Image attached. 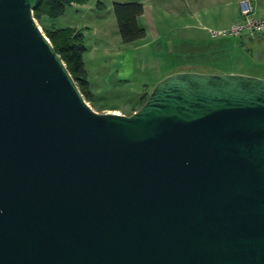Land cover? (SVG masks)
<instances>
[{
    "label": "water",
    "instance_id": "water-1",
    "mask_svg": "<svg viewBox=\"0 0 264 264\" xmlns=\"http://www.w3.org/2000/svg\"><path fill=\"white\" fill-rule=\"evenodd\" d=\"M0 0V264H264V77L178 70L95 110Z\"/></svg>",
    "mask_w": 264,
    "mask_h": 264
},
{
    "label": "rangeland",
    "instance_id": "rangeland-1",
    "mask_svg": "<svg viewBox=\"0 0 264 264\" xmlns=\"http://www.w3.org/2000/svg\"><path fill=\"white\" fill-rule=\"evenodd\" d=\"M145 1L156 4V13L154 14L156 20L154 19V21L157 22L159 31L163 33L162 39L152 44L154 50L155 45L161 47L158 55L153 53V55L147 54L146 56L145 53L142 55L140 52L135 55L136 53L133 51L135 45L123 43L113 9L114 0H87L80 4L74 3L58 17L45 16L40 22L37 20L44 33V29L50 26H77L93 22L97 25L101 24L103 31L100 36L89 35L90 46L99 43V45H108L111 48L122 46L128 48L126 64L121 70V75L119 73V76L116 77L124 79L123 82L112 80L105 98L88 100L95 110L107 112V108L120 107L122 111L128 112L133 105L139 108L141 101L132 102L143 90V85L153 82L159 71L168 68L172 65L171 63H179L187 58L199 61L202 69L208 67L210 70L219 69L223 72L238 69L251 72L263 71L264 43L259 38L241 39L242 36L231 35L213 37L208 31L209 28L221 29L217 25L225 24L233 16L234 0H225L221 9L228 10L226 15L220 17L221 22L218 21L219 18H216V14L212 13L219 7H211V3H209L211 0H192L188 5L180 0ZM149 2L148 5L151 4ZM210 10H212L213 17L207 14ZM183 14L190 23V28L187 30L182 29L181 24L175 21V17L178 18ZM209 40L227 43V48H223L221 51H210L209 48L212 45L203 44ZM131 65H133L132 69L129 68ZM102 77L105 78L106 74H103Z\"/></svg>",
    "mask_w": 264,
    "mask_h": 264
},
{
    "label": "crops",
    "instance_id": "crops-1",
    "mask_svg": "<svg viewBox=\"0 0 264 264\" xmlns=\"http://www.w3.org/2000/svg\"><path fill=\"white\" fill-rule=\"evenodd\" d=\"M117 1V0H114ZM121 1V0H119ZM126 1V0H125ZM144 3V11L143 13L138 17V22L140 25L144 26L147 30V34L145 37L138 39L134 42H132L135 46L133 51L137 55L138 52H140L142 55L145 53L147 54H159L161 51L160 46H154L155 50L152 47V44L156 43L163 36V33L159 31V27L157 25V22L154 21L155 18V9H156V4H152L151 1H145V0H140ZM181 2H184L185 4H189L192 2V0H180ZM234 10H233V16L223 25H217L219 28H226L229 27L233 22L239 20L242 18V12H241V0H234ZM151 4H147V3ZM225 0H211L209 3L211 7H219L215 11L212 12V10L208 11L207 14H209L211 17L212 13L213 15L216 14V18H219L218 21L221 22V18L223 15H226V11L228 9H221L222 6H224ZM252 4L255 7V14L257 16H264V0H251ZM155 5V6H154ZM227 6V5H226ZM212 12V13H211ZM214 16V17H215ZM165 19V18H163ZM175 21L179 22L181 24V28L184 30H187L190 28V23L188 19L185 17V15H180V17H175ZM100 25V26H99ZM97 25L96 23H84V25H77L72 27H76L77 29H81L85 35V45H86V51L84 52L83 58L87 70V78L89 80L88 87L90 92L93 94L92 100H98V98H105L106 97V92H108V88L110 86V83L112 80H117L119 82H123L124 79L118 77L119 73L121 75V70L124 67V64H126L127 61V55H126V50L128 49L125 46L119 47V48H111V46L108 45H99V43H94L93 45H89L91 40L89 41V35L91 36H100V34L103 31V27L101 24ZM225 26V27H224ZM86 28V30H85ZM246 36H242V38H249V39H254V37L259 38L261 41L264 43V33H259L254 36L245 34ZM122 39V38H121ZM124 43V42H123ZM206 43L209 46H211L210 51H221L223 48H227V43L224 42H216L213 40H209L208 42H203V44ZM131 44V43H127ZM125 44V45H127ZM142 49V50H141ZM195 54V53H194ZM140 55V54H138ZM219 65H221L219 62H216ZM172 65L169 66L168 68L164 70H160L157 77L154 78L153 82L151 83H145L142 87L143 90H141L138 93L137 98L133 100L132 103H138L141 101V98L145 92H150L153 88V86L164 76L178 71V70H199V71H206V72H223L220 71L219 69L210 70L208 67H204L203 69L201 68V64L199 61H192L191 58L184 59L180 61L179 63H171ZM217 65V64H216ZM129 68H133V65L129 66ZM227 72V70L225 71ZM230 72H243V73H248L252 75H257V76H262L264 77V69L263 71H257V72H251L249 70H230ZM103 74H106V77L103 78ZM138 106L133 105L131 109L126 112L122 111L120 107H111L107 108V111H118L119 113H125V114H130L137 109Z\"/></svg>",
    "mask_w": 264,
    "mask_h": 264
},
{
    "label": "trees",
    "instance_id": "trees-1",
    "mask_svg": "<svg viewBox=\"0 0 264 264\" xmlns=\"http://www.w3.org/2000/svg\"><path fill=\"white\" fill-rule=\"evenodd\" d=\"M85 1L87 0H42L34 9L33 14L40 22L45 16L50 18L58 17L66 11L68 6L74 3L80 4ZM113 9L124 43H132L146 36V28L138 22V17L144 11V3L142 1H114ZM44 30L57 52L65 61L86 100L90 101L93 94L88 87L89 80L87 78V70L83 58L87 48L83 31L72 26H50ZM149 93L150 92H145L143 94L140 106L144 104Z\"/></svg>",
    "mask_w": 264,
    "mask_h": 264
},
{
    "label": "built area",
    "instance_id": "built-area-1",
    "mask_svg": "<svg viewBox=\"0 0 264 264\" xmlns=\"http://www.w3.org/2000/svg\"><path fill=\"white\" fill-rule=\"evenodd\" d=\"M242 18L233 22L229 27L221 29L209 28L211 36L219 35L243 36L264 33V16L255 14V7L251 0H241Z\"/></svg>",
    "mask_w": 264,
    "mask_h": 264
},
{
    "label": "bare ground",
    "instance_id": "bare-ground-1",
    "mask_svg": "<svg viewBox=\"0 0 264 264\" xmlns=\"http://www.w3.org/2000/svg\"><path fill=\"white\" fill-rule=\"evenodd\" d=\"M117 113H119V112H117Z\"/></svg>",
    "mask_w": 264,
    "mask_h": 264
}]
</instances>
